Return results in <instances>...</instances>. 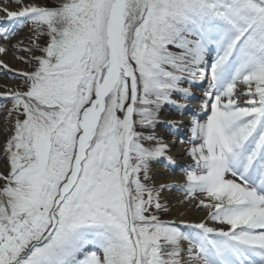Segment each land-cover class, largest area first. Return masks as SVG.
<instances>
[{"label": "snow or ice", "instance_id": "snow-or-ice-1", "mask_svg": "<svg viewBox=\"0 0 264 264\" xmlns=\"http://www.w3.org/2000/svg\"><path fill=\"white\" fill-rule=\"evenodd\" d=\"M3 2L0 264H264V0Z\"/></svg>", "mask_w": 264, "mask_h": 264}, {"label": "bare ground", "instance_id": "bare-ground-1", "mask_svg": "<svg viewBox=\"0 0 264 264\" xmlns=\"http://www.w3.org/2000/svg\"><path fill=\"white\" fill-rule=\"evenodd\" d=\"M0 7H7L8 10H16L15 3L8 2L4 3L3 0H0ZM4 14L0 12V16H3ZM26 36V29L20 33V35L13 40V43L16 42V39L24 38ZM19 55V53H17ZM6 63H8L13 68H23L25 67L22 63L19 61L13 59L12 54L3 57ZM12 74H6L5 70H0V85H9L12 87H15L16 80L10 79L9 77ZM196 96H201V90H197L195 93ZM3 102L0 101V104ZM200 103L198 100H191L189 103V111L185 112L183 116L179 115L178 113L172 111L171 115L168 116V118L181 120L183 123L180 127V135L172 136L169 134V132L164 127H158L157 131L160 132L162 135H164L165 139L167 140H175V146L172 149V154L174 155L176 159V163L178 165H186L190 162V158L187 157L186 153L183 150V145H181L180 140L182 138H186L188 134V122L189 118L192 114V110H199ZM170 109H165V112L162 115H167L169 113ZM5 111L4 107L0 108V139L3 138L5 128H4V118H5ZM157 175L156 180L157 183L159 182H175L178 183L182 180V173L181 169L179 167L172 169H165L163 166H159L157 168ZM182 193L178 191H166L163 196L164 199L169 203L171 206V210L168 212V218L167 220L172 219H178L180 218V213L184 212L185 219L198 221L202 218L203 212L197 210L195 207L189 208L186 204H180L178 201L182 199Z\"/></svg>", "mask_w": 264, "mask_h": 264}, {"label": "rangeland", "instance_id": "rangeland-1", "mask_svg": "<svg viewBox=\"0 0 264 264\" xmlns=\"http://www.w3.org/2000/svg\"><path fill=\"white\" fill-rule=\"evenodd\" d=\"M26 36H27V29H26ZM26 36H25L24 38H26ZM24 66H25V65H24ZM14 82H16L15 86L19 83L18 80L14 81ZM8 106H10V104H9ZM3 140H4V136H3V138L0 139V143H2ZM4 166H5V165H4V160H3V157H2V153H0V171H2V170L4 169ZM160 215H161V219H163V220H167V218H168V213H162V214H160Z\"/></svg>", "mask_w": 264, "mask_h": 264}]
</instances>
